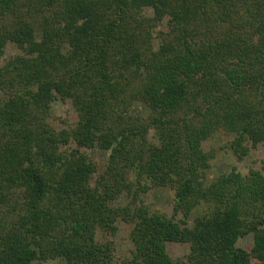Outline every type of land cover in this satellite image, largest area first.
Listing matches in <instances>:
<instances>
[{
    "label": "trees",
    "instance_id": "16d2710c",
    "mask_svg": "<svg viewBox=\"0 0 264 264\" xmlns=\"http://www.w3.org/2000/svg\"><path fill=\"white\" fill-rule=\"evenodd\" d=\"M56 259L264 264V0H0V264Z\"/></svg>",
    "mask_w": 264,
    "mask_h": 264
},
{
    "label": "rangeland",
    "instance_id": "374dc122",
    "mask_svg": "<svg viewBox=\"0 0 264 264\" xmlns=\"http://www.w3.org/2000/svg\"><path fill=\"white\" fill-rule=\"evenodd\" d=\"M14 47L10 44L7 49V54L14 53ZM138 110H142V106H134L133 108H137ZM68 106L57 102L54 104V111L57 116L66 115ZM210 145L215 149V158L212 160V169L210 171V177H214L220 175L222 173L229 172L232 168H237L241 173L247 174L249 172V164L255 158V155H250L244 158L243 161L237 160L236 156L233 152L227 148H224L222 143L219 141L217 135H213L209 138ZM92 156L97 164L98 172H103L106 168V157L107 154L100 148H94L92 151ZM144 201L147 204L152 205V207L159 211L169 212L172 201L175 197L174 190L170 188H152L149 194H142ZM129 200V198H128ZM126 201V197L124 198V202ZM201 211V208H198L192 215L189 223H192L193 218L197 213ZM250 241L251 238L249 237ZM116 243L118 247V254L124 256L127 254L128 248L130 246V242L128 240V235L124 231H120L117 238ZM190 251L189 245L181 246L176 250V256H180L185 258L186 255ZM32 264H66V262L62 259L50 260L47 262L34 261Z\"/></svg>",
    "mask_w": 264,
    "mask_h": 264
}]
</instances>
